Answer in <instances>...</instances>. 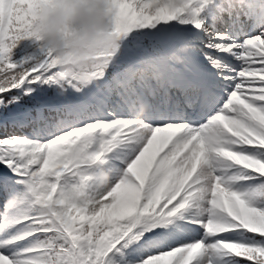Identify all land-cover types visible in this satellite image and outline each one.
Segmentation results:
<instances>
[{"label": "snow or ice", "instance_id": "obj_1", "mask_svg": "<svg viewBox=\"0 0 264 264\" xmlns=\"http://www.w3.org/2000/svg\"><path fill=\"white\" fill-rule=\"evenodd\" d=\"M46 2L0 0V264H264V0H104L83 79Z\"/></svg>", "mask_w": 264, "mask_h": 264}, {"label": "clouds", "instance_id": "obj_2", "mask_svg": "<svg viewBox=\"0 0 264 264\" xmlns=\"http://www.w3.org/2000/svg\"><path fill=\"white\" fill-rule=\"evenodd\" d=\"M32 28L60 71L81 79L116 45L104 0H47ZM92 175L99 183L108 173L101 166Z\"/></svg>", "mask_w": 264, "mask_h": 264}, {"label": "rangeland", "instance_id": "obj_3", "mask_svg": "<svg viewBox=\"0 0 264 264\" xmlns=\"http://www.w3.org/2000/svg\"><path fill=\"white\" fill-rule=\"evenodd\" d=\"M109 168H110V165L107 168L108 169V171H107V173H108V175H107L108 176V180H109V183H113L115 181L116 177L112 173L109 172ZM97 183H98L97 181H93L92 182L93 187H96V184ZM98 190H100V189H98ZM90 191H91V189H90Z\"/></svg>", "mask_w": 264, "mask_h": 264}]
</instances>
